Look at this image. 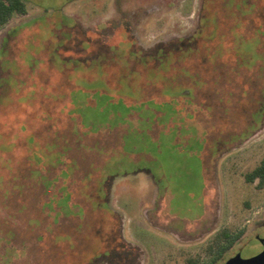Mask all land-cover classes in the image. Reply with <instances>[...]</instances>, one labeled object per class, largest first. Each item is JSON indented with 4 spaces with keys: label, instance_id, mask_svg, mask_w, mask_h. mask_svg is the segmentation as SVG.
<instances>
[{
    "label": "rangeland",
    "instance_id": "obj_1",
    "mask_svg": "<svg viewBox=\"0 0 264 264\" xmlns=\"http://www.w3.org/2000/svg\"><path fill=\"white\" fill-rule=\"evenodd\" d=\"M21 1L0 25V264H212L222 231L240 236L213 264L252 246L264 0Z\"/></svg>",
    "mask_w": 264,
    "mask_h": 264
},
{
    "label": "trees",
    "instance_id": "obj_2",
    "mask_svg": "<svg viewBox=\"0 0 264 264\" xmlns=\"http://www.w3.org/2000/svg\"><path fill=\"white\" fill-rule=\"evenodd\" d=\"M25 4L21 0H0V25H4L14 14L24 15ZM245 180L249 183L258 181V185H264V160L250 173L245 175ZM239 235L231 236L228 231L219 233L218 240L225 239L226 244L218 249V254L213 259L212 264L222 258L224 253L239 239Z\"/></svg>",
    "mask_w": 264,
    "mask_h": 264
},
{
    "label": "flooded vegetation",
    "instance_id": "obj_3",
    "mask_svg": "<svg viewBox=\"0 0 264 264\" xmlns=\"http://www.w3.org/2000/svg\"><path fill=\"white\" fill-rule=\"evenodd\" d=\"M249 239L253 243L252 246H250L251 243H245L241 250L237 251L233 256L229 257L224 262V264L237 254H239L242 259H250L264 251V221L256 226V228L252 231L251 237ZM244 251L249 252H246L247 254L244 255Z\"/></svg>",
    "mask_w": 264,
    "mask_h": 264
},
{
    "label": "water",
    "instance_id": "obj_4",
    "mask_svg": "<svg viewBox=\"0 0 264 264\" xmlns=\"http://www.w3.org/2000/svg\"><path fill=\"white\" fill-rule=\"evenodd\" d=\"M225 264H264V251L259 255L250 258L242 259L239 254L229 259Z\"/></svg>",
    "mask_w": 264,
    "mask_h": 264
},
{
    "label": "crops",
    "instance_id": "obj_5",
    "mask_svg": "<svg viewBox=\"0 0 264 264\" xmlns=\"http://www.w3.org/2000/svg\"><path fill=\"white\" fill-rule=\"evenodd\" d=\"M153 138V137H152ZM154 139V138H153ZM155 140V139H154ZM148 155H145V158L147 157ZM150 157V159H147L146 158V160H148V161H153L154 159H153V157H151V156H149ZM147 171H149L150 172V174H151V171L150 170H147ZM144 172L147 174V172L144 170ZM149 175V174H148ZM150 176V175H149ZM151 178H153V175L151 174Z\"/></svg>",
    "mask_w": 264,
    "mask_h": 264
}]
</instances>
